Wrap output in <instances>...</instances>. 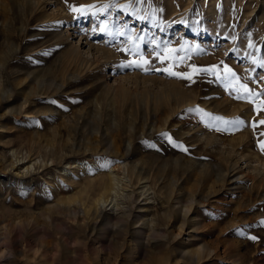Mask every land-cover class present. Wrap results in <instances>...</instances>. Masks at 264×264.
<instances>
[{
    "label": "rangeland",
    "instance_id": "1",
    "mask_svg": "<svg viewBox=\"0 0 264 264\" xmlns=\"http://www.w3.org/2000/svg\"><path fill=\"white\" fill-rule=\"evenodd\" d=\"M39 6L0 0V264H264V0Z\"/></svg>",
    "mask_w": 264,
    "mask_h": 264
},
{
    "label": "bare ground",
    "instance_id": "2",
    "mask_svg": "<svg viewBox=\"0 0 264 264\" xmlns=\"http://www.w3.org/2000/svg\"><path fill=\"white\" fill-rule=\"evenodd\" d=\"M39 2H40V0H31V4L35 7V8H37V9H39ZM85 45L87 46V48H88V50H90L93 46H91V45H89L87 42L85 43ZM93 49H95L96 51H100L101 50V47L99 48V47H93ZM87 50V51H88ZM79 51V49L78 48H75V52L77 53ZM55 86H56V88L57 89H60V88H63L62 86H60V85H56L55 84ZM110 89H112V88H110ZM17 163V162H16ZM28 166H32V165H28ZM28 166L26 167V169H28ZM256 170V169H255ZM96 180V179H95ZM94 181V179L92 178L91 179V181L90 182H93ZM115 180L113 179V182H114ZM97 189L99 190V191H105V192H110V191H112V190H114V183L112 184V179H106L104 176H102V177H99V178H97ZM117 184H118V182H117ZM116 183H115V185H117ZM117 193V192H116ZM103 194H101L99 197H98V199H93V206L97 209L98 207H99V205H100V203H104V200H103ZM88 199H89V197H87ZM88 199H86V200H88ZM88 202V201H87ZM68 205V207H64V209H66V210H70V208H69V205H71L70 204V202H69V204H67ZM100 209V208H99ZM71 211V210H70ZM101 212V211H100Z\"/></svg>",
    "mask_w": 264,
    "mask_h": 264
},
{
    "label": "snow or ice",
    "instance_id": "3",
    "mask_svg": "<svg viewBox=\"0 0 264 264\" xmlns=\"http://www.w3.org/2000/svg\"><path fill=\"white\" fill-rule=\"evenodd\" d=\"M228 71H229L233 76H235V73H232V72H231V69H228ZM261 123H264V121H262ZM262 135H264V134H262ZM253 239H255V237H253Z\"/></svg>",
    "mask_w": 264,
    "mask_h": 264
}]
</instances>
